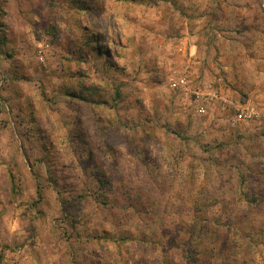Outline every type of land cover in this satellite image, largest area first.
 <instances>
[{
	"label": "rangeland",
	"instance_id": "1",
	"mask_svg": "<svg viewBox=\"0 0 264 264\" xmlns=\"http://www.w3.org/2000/svg\"><path fill=\"white\" fill-rule=\"evenodd\" d=\"M0 264H264V0H0Z\"/></svg>",
	"mask_w": 264,
	"mask_h": 264
},
{
	"label": "built area",
	"instance_id": "2",
	"mask_svg": "<svg viewBox=\"0 0 264 264\" xmlns=\"http://www.w3.org/2000/svg\"><path fill=\"white\" fill-rule=\"evenodd\" d=\"M181 84L186 85V79L185 78L183 80H181ZM196 98H197V103H199L201 105V106L197 105L198 112H200V113L204 112V107L203 106L206 104L207 101H209V99L208 98H202L201 99L199 95H197ZM241 113L242 114H240L239 117L245 116L246 114H247L246 117H251V115L249 114L250 112L248 113V112L242 111ZM244 113H246V114H244Z\"/></svg>",
	"mask_w": 264,
	"mask_h": 264
}]
</instances>
